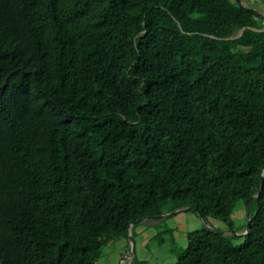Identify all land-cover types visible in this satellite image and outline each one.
<instances>
[{"label":"trees","instance_id":"obj_1","mask_svg":"<svg viewBox=\"0 0 264 264\" xmlns=\"http://www.w3.org/2000/svg\"><path fill=\"white\" fill-rule=\"evenodd\" d=\"M238 202L241 242L202 225L172 264H264L262 18L236 0H0V264H97L132 222L189 206L233 231Z\"/></svg>","mask_w":264,"mask_h":264},{"label":"rangeland","instance_id":"obj_2","mask_svg":"<svg viewBox=\"0 0 264 264\" xmlns=\"http://www.w3.org/2000/svg\"><path fill=\"white\" fill-rule=\"evenodd\" d=\"M243 1L246 5L251 2ZM173 211L176 213L161 219H147L136 224L130 229L128 237L121 236L105 247L97 264H130L134 256L138 264H172L184 251L187 245L186 234L189 231L202 225L211 229H221L226 234L235 236V242L238 243L242 241L243 230L248 220V212L243 202H238L232 212L233 231L221 219L209 218L206 223L194 210L180 208ZM170 230H175V239H172ZM159 232L164 233L158 237ZM131 237L135 242L134 255L131 253L133 248Z\"/></svg>","mask_w":264,"mask_h":264},{"label":"water","instance_id":"obj_3","mask_svg":"<svg viewBox=\"0 0 264 264\" xmlns=\"http://www.w3.org/2000/svg\"><path fill=\"white\" fill-rule=\"evenodd\" d=\"M236 2H237L241 7L247 9L248 11L252 12L254 15H256V16H258V17H260V18H262V19L264 20V13L261 12L260 10L254 8V7H251V6L246 5V4L244 3L243 0H236ZM243 31H244V28L240 31V33H239L237 36L242 35ZM258 194H260V193H258ZM255 197H256V196H253V197L248 198V199L246 200L247 207H249L250 201L253 200ZM183 209H187V210H196V211L198 212V214L200 215V217H202V214H201L200 210H199L196 206H189V207H185V208H183ZM174 213H176V212H175V211H172L171 213H166V214L156 215V216H153V217H144V218H140V219H138L137 221L132 222V223L130 224V228H131L133 225H135V224H138V223L143 222V221L146 220L147 218H159V217L168 216V215H170V214H174ZM250 221H251V216L248 217L247 225H246V229H247V230H246L245 234L249 233V230H250ZM220 233L225 234L226 232H225V231H220ZM131 239H132V241H133V248H132L131 253L134 255V254H135V250H136V249H135V242H134L133 237H131Z\"/></svg>","mask_w":264,"mask_h":264},{"label":"crops","instance_id":"obj_4","mask_svg":"<svg viewBox=\"0 0 264 264\" xmlns=\"http://www.w3.org/2000/svg\"><path fill=\"white\" fill-rule=\"evenodd\" d=\"M263 13H264V10H263Z\"/></svg>","mask_w":264,"mask_h":264}]
</instances>
